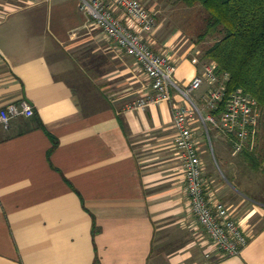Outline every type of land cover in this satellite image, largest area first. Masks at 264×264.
Segmentation results:
<instances>
[{
	"label": "crops",
	"instance_id": "0c3cea01",
	"mask_svg": "<svg viewBox=\"0 0 264 264\" xmlns=\"http://www.w3.org/2000/svg\"><path fill=\"white\" fill-rule=\"evenodd\" d=\"M163 25L145 37L186 88L202 71L198 50ZM210 88L192 92L204 115ZM149 93L141 64L80 0H0V108L34 106L0 127V264H264V171L196 116L209 201L226 204L249 236L228 256L193 212L173 103L127 110ZM174 101L189 104L179 92Z\"/></svg>",
	"mask_w": 264,
	"mask_h": 264
},
{
	"label": "built area",
	"instance_id": "2783aa9c",
	"mask_svg": "<svg viewBox=\"0 0 264 264\" xmlns=\"http://www.w3.org/2000/svg\"><path fill=\"white\" fill-rule=\"evenodd\" d=\"M80 8L120 49L134 56L152 80V93L133 100L127 110L145 108L151 103H173L175 143L183 158L186 189L193 212L220 251L228 256L240 255L249 243V236L226 204L211 205L206 192L204 161L191 124L199 115L209 137L211 130L216 129L235 153L253 150L263 115L258 99L240 87L228 93L229 73L220 75L215 61H203L198 56L193 61L202 64V71L188 87H182L175 78V61L170 55L154 51L145 37L155 30L157 20L154 11L142 0H80ZM118 11H122L129 22H125ZM206 81L211 88L204 99V108L208 110L204 115L192 92ZM174 92H179L189 104L176 103ZM219 110V114L213 112ZM22 114H34V106L27 100L21 105L12 102L1 107L0 127L9 128L12 118Z\"/></svg>",
	"mask_w": 264,
	"mask_h": 264
},
{
	"label": "trees",
	"instance_id": "16d2710c",
	"mask_svg": "<svg viewBox=\"0 0 264 264\" xmlns=\"http://www.w3.org/2000/svg\"><path fill=\"white\" fill-rule=\"evenodd\" d=\"M188 7L202 5L209 13L201 40H216L204 49L202 58L217 63L220 75L229 73L228 93L243 88L255 96L263 111L257 142L244 150L250 166L264 171V0H182ZM223 109V106H222ZM216 114L219 111H213ZM57 139L51 151L56 147ZM95 264H101L96 259Z\"/></svg>",
	"mask_w": 264,
	"mask_h": 264
},
{
	"label": "rangeland",
	"instance_id": "374dc122",
	"mask_svg": "<svg viewBox=\"0 0 264 264\" xmlns=\"http://www.w3.org/2000/svg\"><path fill=\"white\" fill-rule=\"evenodd\" d=\"M142 1L148 8L154 11L157 23L159 21L164 23L163 28L165 31L172 33L180 30L183 36L190 39L188 43L191 50H198L194 53L193 58L198 56L203 61H211L210 59L202 58V54L203 50L216 40V37L209 36L206 40L199 38V35L205 30L209 20V13L202 5L188 7L182 0ZM211 135L213 138L214 136L216 137L215 130H211ZM215 139H213V144L216 148ZM262 175L257 174L256 177L260 179L264 177Z\"/></svg>",
	"mask_w": 264,
	"mask_h": 264
}]
</instances>
